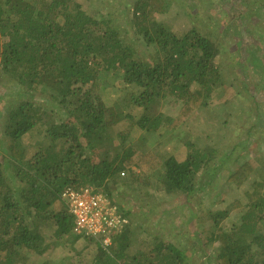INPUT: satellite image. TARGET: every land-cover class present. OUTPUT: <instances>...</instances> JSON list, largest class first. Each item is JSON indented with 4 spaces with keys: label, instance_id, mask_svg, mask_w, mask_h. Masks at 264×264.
I'll use <instances>...</instances> for the list:
<instances>
[{
    "label": "trees",
    "instance_id": "obj_1",
    "mask_svg": "<svg viewBox=\"0 0 264 264\" xmlns=\"http://www.w3.org/2000/svg\"><path fill=\"white\" fill-rule=\"evenodd\" d=\"M133 5L128 23L136 43L114 18L90 13L75 0H0V74L15 92L4 99L0 124V264H34L32 257L44 256L53 244L39 230L41 223L53 224L60 239L74 236L70 245L89 239L75 233L66 206L58 213L52 209L63 203L67 188H93L113 200V190L134 181L137 169L157 173L166 193L190 200L198 176L214 160L215 148L190 141L182 161L157 154L145 142L125 146L136 127L148 134L176 131L225 83L214 41L195 28L177 33L159 21L171 13V1ZM252 58L258 68L264 62ZM111 70L122 72L124 95L108 107L96 89ZM225 93L224 99H235L231 87ZM169 99L179 106L175 117L162 111ZM134 107L142 110L138 118ZM123 123L124 145L116 144L112 129ZM252 174L258 180L247 192L248 203L234 204L245 207L239 225L222 226L228 210L211 213L199 251L151 234L152 242L131 254L136 238L130 224L111 246L99 247L91 264H264V156L236 167L225 188H242Z\"/></svg>",
    "mask_w": 264,
    "mask_h": 264
},
{
    "label": "rangeland",
    "instance_id": "obj_2",
    "mask_svg": "<svg viewBox=\"0 0 264 264\" xmlns=\"http://www.w3.org/2000/svg\"><path fill=\"white\" fill-rule=\"evenodd\" d=\"M75 1L82 3L90 13L102 11L101 16L114 18L116 24L127 31L124 34L131 42H138L128 23L135 0ZM169 1L174 7L169 15L159 16V21L177 33L195 28L220 47L216 64L224 78V87L219 85L209 105L176 131L161 129L158 133L148 134L136 127L132 129L125 146L130 145V141L145 142L157 154L163 157L173 155L180 161L186 159L189 153V141L198 147L210 145L217 153L206 171L198 176L197 192L190 200L181 194L166 193L157 173L146 176L137 169L133 172L134 181L128 179L120 184L118 190H113V201L131 217V229L136 238L131 254L152 242L151 234L160 236L165 243L197 252L201 241L206 238L204 233L211 225L209 216L217 211H229V216L222 222L223 227L238 226L245 207L235 209L234 204L237 201L244 205L248 203L247 192L253 180L258 179L252 174L242 188H225L226 181L236 167L264 156V62L258 68L253 65L255 59L252 58L254 55L264 59V1ZM3 79L0 74V124L5 113L4 99L15 93L14 85H4ZM100 82L103 84L96 90H99L104 103L112 107L124 95L122 72L111 70ZM226 87H231L236 93L234 100L223 98ZM168 101L162 111L175 117L179 106ZM131 112L136 118L142 114V110L135 107ZM126 127L128 123L112 129L116 144L122 142L120 134L125 132ZM125 177H128L127 173ZM64 206L58 201L52 209L58 213ZM260 225H264V220ZM40 227L39 230L53 245L44 256L32 257L34 264H91L99 247H102L98 241L89 239H80L70 245L69 241L74 237L71 234L60 239L53 224L41 223ZM198 258L200 254L193 261Z\"/></svg>",
    "mask_w": 264,
    "mask_h": 264
},
{
    "label": "built area",
    "instance_id": "obj_3",
    "mask_svg": "<svg viewBox=\"0 0 264 264\" xmlns=\"http://www.w3.org/2000/svg\"><path fill=\"white\" fill-rule=\"evenodd\" d=\"M61 200L75 219V233L98 241L103 248L111 246L114 237L131 224L111 198L93 188H67Z\"/></svg>",
    "mask_w": 264,
    "mask_h": 264
}]
</instances>
